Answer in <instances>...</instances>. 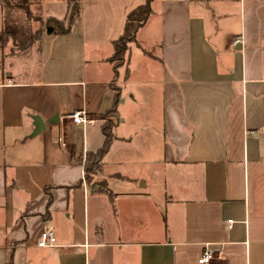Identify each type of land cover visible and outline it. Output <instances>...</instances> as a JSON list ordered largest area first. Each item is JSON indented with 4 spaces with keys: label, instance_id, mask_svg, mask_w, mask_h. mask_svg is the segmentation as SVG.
<instances>
[{
    "label": "crops",
    "instance_id": "crops-1",
    "mask_svg": "<svg viewBox=\"0 0 264 264\" xmlns=\"http://www.w3.org/2000/svg\"><path fill=\"white\" fill-rule=\"evenodd\" d=\"M51 1L43 26L69 13ZM144 3L78 0L68 34L0 47V264H198L206 249L208 264H264V0H153L117 71L116 139L84 179L113 42ZM45 230L56 243L38 248Z\"/></svg>",
    "mask_w": 264,
    "mask_h": 264
},
{
    "label": "trees",
    "instance_id": "trees-1",
    "mask_svg": "<svg viewBox=\"0 0 264 264\" xmlns=\"http://www.w3.org/2000/svg\"><path fill=\"white\" fill-rule=\"evenodd\" d=\"M68 8L70 13V20L65 25L63 20H56L49 18L44 23V32L47 35H66L71 31L75 18L79 13L78 0H68ZM153 0H145V3L133 11H131L125 21L123 34L121 37L113 42V53L109 58V63L113 67V84L117 78V71L119 68L126 65L127 53L132 45L136 43V34L141 29L148 18L151 15V2ZM41 29H37L33 33L23 34L20 31H0V47H4L7 42H11L14 47L13 52L16 50L23 51L39 40L41 37ZM112 83L109 85V89L112 92V102L109 110L105 115H109L110 118L106 119L101 127V133L103 135V143L99 150L94 153H86L85 160L83 162L84 179L86 183H90L93 177L99 172L102 161L106 156L111 144L116 139V128L118 119V104L120 97V89L114 86ZM103 192V191H102ZM108 195V191L103 192Z\"/></svg>",
    "mask_w": 264,
    "mask_h": 264
},
{
    "label": "rangeland",
    "instance_id": "rangeland-1",
    "mask_svg": "<svg viewBox=\"0 0 264 264\" xmlns=\"http://www.w3.org/2000/svg\"><path fill=\"white\" fill-rule=\"evenodd\" d=\"M40 0H0V5L3 7L2 15L4 18L5 26L2 27L3 30L8 31H20L23 34H29L35 32L37 29H42L43 27V17L47 16L52 9L54 8L51 0H44V5L41 7L39 4ZM70 20V13L67 14L66 18L63 20L65 25ZM134 46H132V50ZM13 52V47L8 42L6 44L5 52ZM8 58V57H7ZM10 72V71H8ZM12 73V72H11ZM31 73H33L31 71ZM113 84V82H112ZM116 86V84H113ZM117 87V86H116ZM104 120L109 119V115H102ZM262 185L259 189V209L264 212V168L261 170ZM91 185H94V177L90 182ZM102 184V183H101ZM99 189L105 192V187L101 185ZM256 211V213H258ZM257 214H254V219ZM263 215V214H262ZM264 218V217H263ZM264 221V220H263Z\"/></svg>",
    "mask_w": 264,
    "mask_h": 264
},
{
    "label": "built area",
    "instance_id": "built-area-1",
    "mask_svg": "<svg viewBox=\"0 0 264 264\" xmlns=\"http://www.w3.org/2000/svg\"><path fill=\"white\" fill-rule=\"evenodd\" d=\"M239 40H235L234 44L239 43ZM71 120L73 125H84L88 123V118L79 112H74L68 117ZM56 243V238L51 230H45L40 234V237L37 242L38 248H48L53 247ZM212 250L206 249L201 257L198 259V264H208L213 259Z\"/></svg>",
    "mask_w": 264,
    "mask_h": 264
},
{
    "label": "water",
    "instance_id": "water-1",
    "mask_svg": "<svg viewBox=\"0 0 264 264\" xmlns=\"http://www.w3.org/2000/svg\"><path fill=\"white\" fill-rule=\"evenodd\" d=\"M34 132H33V136L39 134L42 130H43V126L41 124V122L39 121V119L35 118L34 119Z\"/></svg>",
    "mask_w": 264,
    "mask_h": 264
}]
</instances>
